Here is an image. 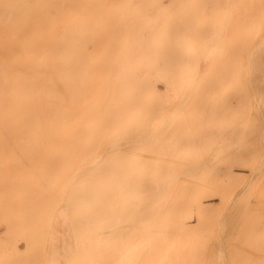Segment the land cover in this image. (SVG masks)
I'll use <instances>...</instances> for the list:
<instances>
[{
	"label": "rangeland",
	"instance_id": "rangeland-1",
	"mask_svg": "<svg viewBox=\"0 0 264 264\" xmlns=\"http://www.w3.org/2000/svg\"><path fill=\"white\" fill-rule=\"evenodd\" d=\"M62 1L0 0L3 123L48 126L44 104L65 99V133L0 131V264H95L80 237L95 164L112 234L151 238L144 260L110 264H264V0Z\"/></svg>",
	"mask_w": 264,
	"mask_h": 264
},
{
	"label": "bare ground",
	"instance_id": "bare-ground-1",
	"mask_svg": "<svg viewBox=\"0 0 264 264\" xmlns=\"http://www.w3.org/2000/svg\"><path fill=\"white\" fill-rule=\"evenodd\" d=\"M49 1V0H48ZM66 0H64V1H62V2H65ZM66 3V2H65ZM75 4V3H74ZM70 5V4H69ZM77 5V4H76ZM149 5V4H148ZM80 6V5H79ZM98 6V5H97ZM53 7V6H52ZM56 6H54V8H55ZM81 7V6H80ZM109 7V6H108ZM48 8V7H47ZM50 8V7H49ZM48 8V9H49ZM51 9V8H50ZM57 9H60L58 6H57V8H56V10ZM53 10H55V9H53ZM55 10V11H56ZM61 11V10H60ZM62 11H63V9H62ZM58 13H59V10L57 11ZM93 12V11H92ZM122 12V11H121ZM139 12H141V11H139ZM61 13V12H60ZM64 13V12H63ZM171 13V12H170ZM51 14V13H50ZM53 14V13H52ZM54 14H56V13H54ZM92 14V13H91ZM167 14V13H166ZM196 14V13H195ZM44 15H46V13L44 14ZM60 15V14H59ZM35 16V15H34ZM48 16H52V15H49L48 14ZM54 17H55V15H53ZM52 16V17H53ZM58 16V15H57ZM163 16V15H162ZM168 16V15H167ZM51 18V17H50ZM108 18V17H107ZM52 19V18H51ZM151 19V18H150ZM167 19V18H166ZM169 20V19H168ZM53 21V20H52ZM50 23V22H49ZM160 23V22H159ZM51 24V23H50ZM156 24V23H155ZM166 26V25H165ZM51 27V26H50ZM53 28V27H52ZM65 29V28H64ZM166 29V28H165ZM106 30V29H105ZM130 30V29H129ZM151 30V29H150ZM156 30V29H155ZM71 31V30H70ZM114 31V30H113ZM126 31V30H125ZM135 31V30H134ZM149 31V30H148ZM131 32V31H130ZM161 33V32H160ZM62 34V33H61ZM64 34V33H63ZM74 34V33H73ZM72 34V35H73ZM146 34H148L147 33V31H146ZM56 35V34H55ZM71 35V34H70ZM76 35V34H75ZM123 35V34H122ZM167 35V34H166ZM56 36H58V35H56ZM64 36V35H63ZM62 36V37H63ZM153 36V35H152ZM55 37V36H54ZM71 37V36H70ZM79 37V36H78ZM77 37V38H78ZM57 38V37H56ZM67 38H69V36L67 37ZM72 38V37H71ZM126 38V37H125ZM124 38V39H125ZM171 38V37H170ZM55 39V38H54ZM54 39H52V41L54 40ZM66 39V38H65ZM81 39V38H80ZM110 39V38H109ZM115 39V38H114ZM24 40V39H23ZM56 40V39H55ZM123 40V39H122ZM175 40V39H174ZM59 41H60V39H59ZM63 41V40H62ZM61 41V42H62ZM65 41V40H64ZM55 41H53L52 43H51V46L52 45H54L53 43H54ZM119 42V41H118ZM126 42V41H125ZM129 42V41H128ZM61 44V43H60ZM157 45V44H156ZM68 47V46H67ZM126 47V46H125ZM134 47V46H133ZM144 47V46H143ZM51 49H52V47H51ZM50 49V50H51ZM63 49V48H62ZM112 49V48H111ZM115 49V48H114ZM128 50V49H127ZM57 51V50H56ZM64 51H66V50H64ZM82 51V50H81ZM51 52V51H50ZM69 52H71V51H69ZM54 53V52H53ZM52 53V54H53ZM56 53V52H55ZM53 54V58H54V60L56 59L55 57L58 55L59 56V54L61 53V52H59L58 51V53H56V54ZM81 52H79V54H80ZM63 54V53H62ZM62 54H60V55H62ZM82 55H84L83 53H81ZM113 54V53H112ZM136 54V53H135ZM145 54V53H144ZM47 55H49V54H47ZM50 55H51V53H50ZM49 55V56H50ZM70 55V54H69ZM102 55V54H101ZM138 55V54H137ZM58 56H57V58H58ZM78 56V55H77ZM113 56V55H112ZM98 57H100V56H98ZM175 57V56H174ZM66 58V57H65ZM155 58V57H154ZM25 59H23V61H24ZM30 60V59H29ZM49 60V59H48ZM61 60L63 61V62H65L64 61V57L62 58L61 57ZM177 60V59H176ZM22 61V62H23ZM26 61V60H25ZM24 61V62H25ZM179 61V60H178ZM3 62V61H2ZM22 62H18L19 64H21ZM62 62V63H63ZM144 62V61H143ZM148 62V61H147ZM145 63H146V61H145ZM16 64V63H15ZM18 64V66H20ZM64 64V63H63ZM73 65V64H72ZM152 65V64H151ZM16 66H17V64H16ZM22 66V65H21ZM24 66V65H23ZM47 66H48V64H47ZM74 66V65H73ZM121 66V65H120ZM119 66V67H120ZM126 66V65H125ZM136 66V65H135ZM139 66V65H138ZM29 67V66H28ZM44 67V66H43ZM129 67V66H128ZM127 67V68H128ZM20 69V68H19ZM112 69V68H111ZM175 69V68H174ZM4 70V69H3ZM2 70V71H3ZM46 70H47V68H46ZM54 70H55V68H54ZM114 70V69H113ZM131 70V69H130ZM8 71V70H7ZM51 71V70H50ZM65 71V70H64ZM63 71V72H64ZM67 71H68V69H67ZM25 72V71H24ZM56 72V71H55ZM66 72V71H65ZM122 72V71H121ZM144 72V71H143ZM143 72H142V74H143ZM163 72V71H162ZM184 72V71H183ZM36 73V76L35 77H39L40 76V74L41 73H39V75L37 74V72H35ZM49 73V72H48ZM106 73V72H105ZM130 73V72H129ZM137 73V72H136ZM77 74V73H76ZM112 74V73H111ZM126 74V73H125ZM132 74V73H131ZM17 75V74H16ZM33 75V74H32ZM42 75H44V76H42L40 79L39 78H35L34 80H39L38 82H40V81H42V83L43 82H45V83H43L44 85V87H42L41 85V87H42V91L43 92H41V93H43L44 94V92H49L50 90V88H53L55 85H54V83H55V80H54V78L51 80V78L50 79H48L47 77L48 76H46V73L45 74H42ZM49 75V74H48ZM107 75H109V74H107ZM137 75V74H136ZM163 75V74H162ZM168 75V74H167ZM1 76H3V75H1ZM5 76V75H4ZM8 76V75H7ZM7 76H5V77H7ZM20 76V75H19ZM64 76V75H63ZM124 76V75H123ZM143 76V75H142ZM160 76V75H159ZM9 77V76H8ZM34 77V76H33ZM32 77V78H33ZM45 77V78H44ZM54 77H57V76H55V73H54ZM71 77H72V75H71ZM76 77H78L77 75H76ZM76 77H74V78H76ZM102 77V76H101ZM128 77H130V76H128ZM127 77V78H128ZM175 77V76H174ZM3 78V77H2ZM25 78V77H24ZM27 78V77H26ZM28 78H30V77H28ZM48 79V80H45V81H43L44 79ZM121 78V77H120ZM123 78V80H124V77H122ZM150 78V77H149ZM10 79V78H9ZM43 79V80H42ZM84 79V78H83ZM125 79H126V75H125ZM130 79H131V77H130ZM138 79H139V77H138ZM142 79V78H141ZM22 80V79H21ZM20 80V81H21ZM31 81H32V79H30ZM133 80H135V79H133ZM125 81V80H124ZM151 81V80H150ZM13 82V81H12ZM36 82V81H35ZM107 82V81H106ZM122 82V81H121ZM136 82V81H135ZM175 82V81H174ZM22 83V82H21ZM46 83H47V86H46ZM105 83V82H104ZM123 83V82H122ZM149 83V82H148ZM178 83V82H177ZM176 83V84H177ZM3 84V83H2ZM2 84L0 85V87L2 86ZM7 84V83H6ZM38 84H40V83H38ZM65 86H66V84L65 83H63ZM62 83H61V86L63 85ZM117 84H118V81H117ZM143 84V83H142ZM175 84V85H176ZM31 85V84H30ZM36 85H37V83H36ZM63 85V86H64ZM69 85V84H68ZM71 85V84H70ZM120 85V84H119ZM123 85V84H122ZM121 85V86H122ZM144 85V84H143ZM152 85V84H151ZM4 86V85H3ZM7 86H8V84H7ZM10 86V85H9ZM62 86V87H63ZM63 87V88H66V87ZM145 86V85H144ZM148 86H150V85H148ZM5 87V86H4ZM37 87H38V89H39V85H37ZM48 88V90H47V88ZM103 87V86H102ZM102 87H101V90H102ZM135 87H136V85H135ZM134 87V88H135ZM55 88H57V87H55ZM71 94L72 95H75V93H74V91H73V87L71 86ZM76 88V87H75ZM137 88V87H136ZM145 88V87H144ZM170 88H171V86H170ZM174 88V87H173ZM38 89H36V91L38 92ZM41 89V88H40ZM44 89V90H43ZM108 89V88H107ZM132 89H133V87H132ZM147 89H149V88H147ZM2 90H4L3 88H2ZM9 89H7V91H8ZM45 90H47V91H45ZM75 90V89H74ZM1 91V90H0ZM5 91H6V89H5ZM63 91H64V89H63ZM122 91V90H121ZM4 91H2L0 94L2 95V93H3ZM33 92V91H32ZM48 92H47V94H48ZM51 92V91H50ZM53 92L54 91H52L51 93L53 94ZM151 92V91H150ZM50 93V94H51ZM55 93H59V91L58 92H55ZM55 93H54V96H56L55 95ZM66 93V92H65ZM74 93V94H73ZM99 94H100V91L98 92ZM127 93V92H126ZM170 93V92H169ZM3 94H6V93H3ZM39 93H35V94H33V95H38ZM62 94V93H61ZM61 94H57V95H60L59 96V98H58V100H59V102L62 100V104L63 103H65L64 102V100L65 99H63V94L61 95ZM71 94H69V93H67V95H71ZM99 94H98V97H100V96H102L101 94H100V96H99ZM164 95V94H163ZM62 96V97H61ZM77 96V95H76ZM74 97V96H72V97H69V99L71 98H74L73 100L74 101H76V102H78L79 103V98H78V96L77 97ZM130 96V95H129ZM143 96V95H142ZM57 97V96H56ZM65 97H67L66 95H65ZM133 97V96H132ZM151 97V96H150ZM156 97V96H155ZM158 97V96H157ZM35 98H36V96H35ZM38 98V97H37ZM50 99H51V97H49ZM60 98H61V100H60ZM76 98H78V99H76ZM116 98V97H115ZM144 98V97H143ZM153 98V97H152ZM172 98H173V96H172ZM2 99H4V98H2ZM67 99V98H66ZM142 99V98H141ZM162 99H163V97H162ZM39 100H42V98H40ZM38 99H37V101H35V102H40ZM44 100H45V98H44ZM20 102H21V100H19ZM72 101V100H71ZM110 101H112V98H111V100ZM151 101V100H150ZM157 101V100H156ZM0 102H2V101H0ZM20 102H16V103H20ZM43 102V101H42ZM50 102H53L52 100H50ZM50 102H48V103H50ZM15 103V104H16ZM47 103V102H46ZM44 104V102H43V104L44 105H48V107L49 106H51V107H49L52 111H53V113L55 112V114L53 115V113L51 112V111H49V112H51V114L53 115V119L55 118V115L57 114L56 113V111H58V110H54V108L56 107V108H60L61 106H62V104H61V106L59 107V106H56L54 103L52 104ZM73 103V102H72ZM110 103V102H109ZM113 103V102H112ZM155 103V102H154ZM205 103V102H204ZM2 104V106L0 107V112H2L3 111V109H2V107L4 108V106H3V102L1 103ZM0 104V105H1ZM31 104V103H30ZM36 104V103H35ZM40 104H41V102H40ZM39 104V105H40ZM101 104V103H100ZM111 104V103H110ZM150 104V103H149ZM208 104V103H207ZM18 105V104H17ZM16 105V106H17ZM38 105V104H37ZM36 105V106H37ZM52 105H53V107H52ZM78 105V104H77ZM156 105H157V102H156ZM11 107L13 106L14 107V104L13 105H10ZM20 107H21V104L19 105ZM32 106V105H31ZM55 106V107H54ZM100 106V105H99ZM153 106V105H152ZM47 107V106H46ZM48 107L47 108H45L46 110L48 109ZM64 106H62V109H65V108H63ZM66 107V106H65ZM116 107V106H115ZM148 107V106H147ZM7 108V107H6ZM40 108V107H39ZM109 108V107H108ZM204 108V107H203ZM202 108V109H203ZM34 109V108H33ZM37 109V108H36ZM90 109V108H89ZM95 109V108H94ZM120 109V108H119ZM201 109V110H202ZM13 110V111H12ZM12 110H11V112H14L15 110H16V112L15 113H17L18 112V114H19V109H15V107H14V109L12 108ZM18 110V111H17ZM38 110V109H37ZM43 110H44V107H43ZM49 110V109H48ZM60 110V109H59ZM68 110V109H67ZM78 110V109H77ZM109 110V109H108ZM34 111V110H33ZM32 111V112H33ZM62 111H64V112H67V111H65V110H61V111H59V114L62 112ZM130 111V110H129ZM40 112H42V110H41V108H40V111L39 112H37V115H39L40 114ZM45 113L44 114H46L47 116L50 114L49 112H48V114L46 113V111H44ZM77 112L78 111H76V113L75 112H73L74 114H77ZM93 112V111H92ZM110 112V111H109ZM118 112V111H117ZM116 112V113H117ZM8 113V112H7ZM90 113H91V111H90ZM104 113V112H103ZM197 113V112H196ZM6 114V113H5ZM14 114V113H13ZM12 113H11V115H13ZM34 114H35V117H36V113L34 112ZM62 115H64V113H61ZM60 114V116H62ZM67 114V113H66ZM73 114V115H74ZM107 114V113H106ZM109 114V113H108ZM121 114H122V112H121ZM7 115L8 114H6V115H4L6 118V120H9V122H10V117H7ZM10 115V114H9ZM8 115V116H9ZM42 115V114H41ZM46 115L45 116H43V118L44 117H46ZM73 115H71V116H73ZM132 115V114H131ZM109 116H110V114H109ZM123 116V115H122ZM22 117V116H21ZM41 117V116H40ZM39 117V118H40ZM106 117V116H105ZM64 118V116L63 117H61V119H63ZM69 118V117H68ZM68 118H67V120L66 121H68ZM116 118V117H115ZM119 118V117H118ZM122 118V117H121ZM13 119V118H12ZM35 119H37V118H35ZM35 119H34V121H35ZM50 120L49 119V117H47L46 119H44L42 122L45 124V122H46V120H49L48 121V123L50 124H48V126H47V124L45 125V126H40L41 125V123H39L38 125L36 124V122L38 123V120H36V122H35V126L33 127V125H31L30 123H29V125H26V126H28V127H23L24 125H22V124H19L20 123V121H19V125L18 126H16V127H14V126H12V125H9L8 124V122L6 121L5 123H3L5 120H3L2 121V118H1V116H0V131L2 130V128H3V130H5V129H9V130H17V129H20V130H22V129H31V131L34 129H38V130H40L41 129V131H45L46 129L47 130H52L53 131V129L54 130H57V131H54L55 133H58V134H62V133H65L63 130H61L62 129V125H61V123H63V121L60 119V118H57V119H54V120ZM84 119V118H83ZM98 119V118H97ZM101 119H104V117H102V118H100V120ZM21 120V119H20ZM41 120V119H40ZM85 120V119H84ZM99 120V119H98ZM100 120H99V122H100ZM107 120H108V117H107ZM113 120V119H112ZM51 121H53L52 123H51ZM118 121V120H117ZM41 122V121H40ZM81 122V121H80ZM92 122V121H91ZM14 123V122H13ZM17 123V122H16ZM54 123V124H53ZM78 123V122H77ZM93 123L95 124V120L93 121ZM93 123H92V125H93ZM33 124H34V122H33ZM66 124V123H65ZM80 124V123H79ZM105 124V123H104ZM36 125L38 126V128H35L36 127ZM67 125V124H66ZM88 125V124H87ZM107 125V124H106ZM112 125H113V123H112ZM72 126V125H71ZM74 126V125H73ZM80 125H78V124H76V126H74V127H79ZM68 127V126H67ZM89 127V126H88ZM94 127V126H93ZM96 127V126H95ZM69 128V127H68ZM77 128H75V129H77ZM80 128V127H79ZM90 128V127H89ZM44 129V130H43ZM164 129V128H163ZM46 130V131H47ZM61 130V132H59ZM67 130V129H66ZM87 130V129H86ZM97 130V129H96ZM95 130V131H96ZM7 131V130H6ZM24 131V130H23ZM31 131H27V132H31ZM40 131V132H41ZM45 131V132H46ZM63 131V132H62ZM74 130H72V131H68V132H73ZM76 131V130H75ZM74 131V132H75ZM77 131H78V129H77ZM35 132V131H34ZM49 132V131H48ZM47 132V133H48ZM79 132V131H78ZM89 131H87L86 132V135H87V133H88ZM99 132V131H98ZM25 133V132H24ZM52 133V132H51ZM46 134V133H45ZM83 133H81V135H82ZM90 134V133H89ZM87 135V137L85 138V140L86 141H88V142H86V144H88L89 145V143L91 142V138H89L90 140H88V137H90V135ZM44 136V135H43ZM48 136V135H47ZM64 136V135H63ZM79 140V139H78ZM40 141V140H39ZM90 141V142H89ZM36 142H38V141H36ZM35 142V143H36ZM42 142V141H41ZM58 142V141H57ZM75 142V141H74ZM44 143V142H43ZM47 143V142H46ZM59 143V142H58ZM77 144V143H76ZM69 145V144H68ZM160 152V151H159ZM77 156V155H76ZM100 157V156H99ZM98 157V158H99ZM96 162V161H95ZM184 164V163H183ZM186 167V166H185ZM82 168H84V167H82ZM129 169H130V167H129ZM87 171V170H86ZM180 172V171H179ZM92 174H91V176H92V182H91V180H88L86 183L84 182L83 183V188H84V190H85V192H83V195H84V193H86L87 194V196L85 197V199L83 200V204H84V207L82 206V209H84L83 210V213H84V217H85V219L87 218V222H86V220L84 219V224L86 223V225H88V227L87 226H85V225H83V226H85V227H87V230H86V228L84 227V229H85V231L83 230V233L85 234L84 236H82V234L83 233H80L81 234V236L80 237H82L83 239H81L83 242L85 241V239L84 238H86V241L85 242H87V244H91V242H92V244H93V247H94V250H92L93 251V257H94V262H95V264H110L111 262H113V261H124V262H126V263H129L130 261H133V260H140V261H142V260H144L145 259V257H146V252H147V246H148V243L149 242H151V238H149V237H147L144 233H143V230L142 231H140V232H127V233H123V232H126V231H124V229L126 228H124L123 229V232H118V233H116V234H112V230L110 229L111 228V225H112V223H113V219H112V217H111V215L109 214V209H108V211H101V209H100V211L98 210L102 205H103V203H108V202H111V201H109L110 199H109V194H110V191H111V189H113V179H111V177L109 176V175H103L102 173H98V167H97V165L95 164L93 167H92V172H91ZM76 175V174H75ZM154 175V174H153ZM91 176H89V177H86V178H90ZM118 177V176H117ZM83 180V179H82ZM129 182V183H128ZM127 183L128 184H130L131 186H132V182H130V181H128ZM71 183V182H70ZM170 183V182H169ZM138 184H141V181H138ZM171 184V183H170ZM143 187V186H142ZM148 187V186H147ZM146 187V188H147ZM82 188V187H81ZM165 191V190H164ZM163 192V191H162ZM25 193V192H24ZM85 194V195H86ZM84 195V196H85ZM83 197V196H82ZM21 198V197H20ZM147 201V200H146ZM165 201V200H164ZM168 201V200H167ZM156 202H157V200H156ZM155 203V202H154ZM168 203V202H167ZM104 204V205H105ZM109 204V203H108ZM107 204V205H108ZM169 204V203H168ZM167 204V205H168ZM110 208H111V206H110ZM165 208V207H164ZM70 209V208H69ZM139 209V208H138ZM163 209V208H162ZM169 210V208L168 209H166V211H168ZM68 211V210H67ZM85 211V212H84ZM97 211H98V213H97ZM123 211H124V209H123ZM165 211V213H167ZM91 213H93V224H89V220H90V217H91ZM126 214V213H125ZM160 214V213H159ZM78 215V214H77ZM90 215V216H89ZM68 216V215H67ZM139 216H141V215H139ZM160 217V216H159ZM158 217V218H159ZM130 219H131V217H129ZM133 218V217H132ZM135 218V217H134ZM89 219V220H88ZM116 219V218H115ZM130 219H129V221H130ZM117 220H120L119 218L117 219ZM128 220V219H127ZM124 221V220H123ZM156 221V220H155ZM159 221V220H158ZM157 221V222H158ZM154 222V221H153ZM131 223V222H130ZM128 224V223H127ZM127 224H126V226H127ZM92 225V226H91ZM73 226V225H72ZM90 226V227H89ZM142 226V225H141ZM143 226H145V224L143 225ZM75 227H77V226H75ZM93 229H92V228ZM110 227V228H109ZM130 227V226H129ZM129 227H127V228H129ZM148 227V226H147ZM151 227V226H150ZM149 227V228H150ZM91 228V229H90ZM109 229V230H105V229ZM118 228V227H117ZM138 228V227H137ZM175 228V227H174ZM136 229V228H135ZM172 229V228H171ZM73 230V229H72ZM90 231L91 230V232L90 233H92L93 232V236H92V238H90V235H89V232H87L86 233V231ZM131 230V229H130ZM74 231V230H73ZM128 231V230H127ZM75 233V232H74ZM168 233V232H167ZM76 239V238H75ZM79 240V239H78ZM80 240V241H81ZM164 245V244H163ZM162 245V246H163ZM89 246V245H88ZM91 246V245H90ZM162 246H160V247H162ZM85 245H83V248L85 249ZM165 247H166V245H165ZM164 247V248H165ZM53 248V247H52ZM77 248H78V246H77ZM80 249V248H79ZM91 249V248H90ZM160 249V248H159ZM162 249V248H161ZM87 250V249H86ZM85 250V251H86ZM54 251V250H53ZM87 252V251H86ZM85 253V252H84ZM53 254V253H52ZM51 254V255H52ZM84 255V254H83ZM86 255H88V254H86ZM91 255V254H90ZM71 256V255H70ZM87 257V256H86ZM88 257H89V255H88ZM67 258H70V257H67ZM71 259V258H70ZM82 259V258H81ZM86 260V259H85ZM83 261H84V258H83ZM86 262V261H85ZM220 262V261H219ZM115 263V262H114ZM87 264H88V262H87Z\"/></svg>",
	"mask_w": 264,
	"mask_h": 264
}]
</instances>
